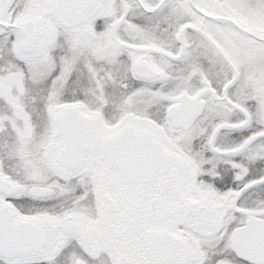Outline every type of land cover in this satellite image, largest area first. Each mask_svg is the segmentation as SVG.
Wrapping results in <instances>:
<instances>
[{
  "label": "snow or ice",
  "instance_id": "obj_1",
  "mask_svg": "<svg viewBox=\"0 0 264 264\" xmlns=\"http://www.w3.org/2000/svg\"><path fill=\"white\" fill-rule=\"evenodd\" d=\"M0 264H264V0H0Z\"/></svg>",
  "mask_w": 264,
  "mask_h": 264
}]
</instances>
